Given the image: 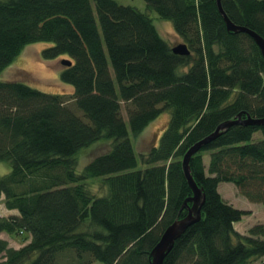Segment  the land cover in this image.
<instances>
[{
  "label": "trees",
  "instance_id": "obj_1",
  "mask_svg": "<svg viewBox=\"0 0 264 264\" xmlns=\"http://www.w3.org/2000/svg\"><path fill=\"white\" fill-rule=\"evenodd\" d=\"M144 1L173 23L189 56L173 53L149 14L115 0H0V76L27 46L49 43L43 59L72 62L60 79L74 88L77 109L65 95L0 80V163L11 167L0 177V198L18 212L0 218V236L25 235L27 243L15 249L0 237V264H151L193 196L185 153L239 113L264 118V57L250 35L228 31L217 0ZM222 7L264 38V0H222ZM164 113L168 125L140 168L132 138ZM258 131L264 126L235 125L192 158L206 196L202 219L164 264H264V224L238 232L251 212L219 192L232 183L264 205ZM105 142L109 150L79 172L78 155ZM90 180L106 194L94 195Z\"/></svg>",
  "mask_w": 264,
  "mask_h": 264
},
{
  "label": "rangeland",
  "instance_id": "obj_2",
  "mask_svg": "<svg viewBox=\"0 0 264 264\" xmlns=\"http://www.w3.org/2000/svg\"><path fill=\"white\" fill-rule=\"evenodd\" d=\"M123 6H130L137 8L142 13H147L152 18L160 35L172 47L183 44L184 41L178 36L174 30L173 23L163 20L155 12L148 11L147 4L144 0H115ZM51 47V44L41 42L29 45L24 52L18 57L15 62L3 72L0 80L7 82H21L27 84L35 89L49 94L65 95L68 105L77 111L74 104V88L71 85L61 82L60 74L64 67L63 60L67 57H60L56 60H45L42 58L41 53ZM125 119L127 114L125 109L123 111ZM170 119V113L162 114L158 119L152 122L145 132L138 138H132L133 144L140 159V168L145 166L142 164L141 157H147L150 150L158 145L161 135L166 129ZM264 140V133L258 131L253 136V142ZM110 148V143L105 142L97 144L90 149L82 151L78 155V171L82 172L86 165L96 156L107 152ZM210 161L209 153L204 154V163L206 169ZM11 167L8 163H0V177L8 174ZM88 187L96 196H104L106 189L100 180L88 181ZM219 192L223 198L228 202L234 204L238 209L252 210L251 215L245 217L239 225L240 230L243 232L250 229V227L257 224H264V205L251 203L245 199L238 191L237 187L232 183H222L219 186ZM17 211H9L4 205V196L0 198V218H8L12 215H17ZM1 239L8 241L10 247L20 249L25 243V235H8L7 233L1 234ZM261 258L253 260L249 264H261ZM264 260V259H263ZM93 264H103L95 261Z\"/></svg>",
  "mask_w": 264,
  "mask_h": 264
},
{
  "label": "water",
  "instance_id": "obj_3",
  "mask_svg": "<svg viewBox=\"0 0 264 264\" xmlns=\"http://www.w3.org/2000/svg\"><path fill=\"white\" fill-rule=\"evenodd\" d=\"M218 9L222 16L224 17L227 29L231 33H247L250 35L260 48L262 55L264 57V38L257 33L249 30L246 27H241L234 24L222 7V0H217ZM175 55L178 56H189L191 54L187 44H179L172 48ZM62 64L64 66H71L72 62L69 60H63ZM246 116L245 118L243 116ZM252 125V126H264V118H255L251 114L239 113L235 119L226 121L219 125L217 129L205 137L201 141L194 144L185 153L182 160V169L184 176L193 192V196L184 202L183 208L187 210V215L183 218H178L174 223H172L163 233L158 244L151 251L150 258L151 264H164L165 259L173 250L175 243L180 239L183 234L194 224L202 219V208L206 201V196L202 188L196 183L194 176L191 171V160L192 158L201 151V149L210 143L217 140L220 136L226 133L230 128L235 125ZM191 203L192 205L190 206Z\"/></svg>",
  "mask_w": 264,
  "mask_h": 264
},
{
  "label": "crops",
  "instance_id": "obj_4",
  "mask_svg": "<svg viewBox=\"0 0 264 264\" xmlns=\"http://www.w3.org/2000/svg\"><path fill=\"white\" fill-rule=\"evenodd\" d=\"M220 185H221V184H220ZM230 204H232V203H230ZM232 205H234V204H232ZM243 210H245V209H243ZM248 211H249V210H248ZM250 211L252 212V210H250ZM246 217H248V216H246ZM244 218H245V217H244ZM244 218H243V219H244ZM242 221H243V220H242ZM242 221H241L240 223L235 224V228H236V230H237L238 232H240L241 234H245L249 229H248L247 231H245V232H244V231L242 232V231L240 230L239 225L242 223ZM250 228H251V227H250Z\"/></svg>",
  "mask_w": 264,
  "mask_h": 264
}]
</instances>
